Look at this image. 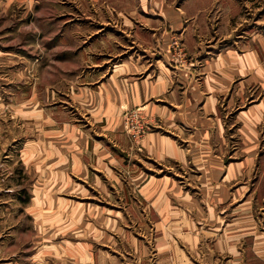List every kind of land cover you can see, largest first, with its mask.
<instances>
[{"label":"crops","instance_id":"1","mask_svg":"<svg viewBox=\"0 0 264 264\" xmlns=\"http://www.w3.org/2000/svg\"><path fill=\"white\" fill-rule=\"evenodd\" d=\"M104 1L108 6L88 10L82 23L114 37L126 34L125 42L105 34L86 46L90 61L95 52L116 58L96 63L109 66L88 73L73 90L75 115L84 112L93 127L83 131L70 123L79 120L52 108L42 121L49 129L46 150L43 144L34 157V170L49 175L52 184L58 176L66 191L103 193L106 202L96 204L85 194L77 214L82 233L89 217L87 234L98 247L93 253L83 245L87 258L81 264H264V171L255 186L248 183L264 101L236 118V152L229 150L221 103L236 80L242 93L251 83L264 88V54L248 49V42L239 51L236 43L221 46L231 32L213 31L216 0ZM174 38L189 63L172 55ZM123 43L126 51L106 54ZM228 103L230 110L232 96ZM137 108L155 123L140 150L122 126L124 111ZM58 122H66L61 136ZM149 162L163 174L152 172Z\"/></svg>","mask_w":264,"mask_h":264},{"label":"rangeland","instance_id":"2","mask_svg":"<svg viewBox=\"0 0 264 264\" xmlns=\"http://www.w3.org/2000/svg\"><path fill=\"white\" fill-rule=\"evenodd\" d=\"M106 2L0 0V264H81L82 259L87 258L83 245L94 250L93 253L98 250L97 240L89 238L93 226L88 223L89 217L84 218L85 233H82V223L77 214L81 215L82 206L87 200L85 194L89 193V198L96 204L106 202L100 198L103 193L95 190H89L88 193H77L74 189L66 191L63 182L59 186L61 177L58 176L52 184L49 175L39 174L38 169L34 170V157L42 152L44 138L47 139L45 132L49 129L43 125L46 122L42 121L51 110L55 112L52 108L58 106L57 110L63 115L66 112L79 120L80 122L70 123L80 126L83 131L93 127L84 112L75 115L79 110L76 112L71 107V98L73 90L88 80L85 77L88 73L95 76L93 71L104 70L109 66L105 64L95 67L96 63L112 59L95 52L92 55L93 61H90L86 46L105 34L125 42L124 32H121L120 38L114 37L110 31L101 29L99 32L82 23L83 19L89 17L86 15L88 10L108 6ZM179 4L178 1L177 6ZM212 6L215 8L211 14L214 18L212 24L215 26L213 31L223 29L226 34L231 32V37L221 46L236 43L234 46L239 51L245 49L243 45L248 42V49L256 50L260 56L264 54V0H216ZM71 11H74L73 15H67ZM115 24L108 27L114 30ZM122 45L124 47L109 50L106 54L116 55V51H126L128 44ZM171 48L172 55L183 56L180 58L185 63L191 61L177 38L173 39ZM115 60L116 58L112 59L109 64ZM199 67H202L200 63ZM240 82L241 80H236L232 93L230 90L227 98L221 102L228 146L233 152L240 148L237 135L240 123L236 122V118L264 101V88L255 83L242 88L244 99L241 100L240 95L243 93L238 86ZM231 96L234 107L229 110L228 99ZM139 110L142 112V109ZM38 111L43 117L34 116ZM126 111L131 110H125L124 113ZM124 113V132L140 150V142L146 134L154 131L155 123L145 119V126L149 129L141 141L137 142L123 120ZM63 123L66 122H58L59 136L65 133ZM258 146V158L248 180L252 186L263 178L264 118L259 125ZM46 147L44 144V151ZM42 158L39 157L40 166L43 165ZM152 165L149 162L146 166L158 175L163 174ZM39 178H43L44 185H38ZM38 198H41V202L36 201ZM111 198L114 200L112 195ZM74 214L76 215L73 216Z\"/></svg>","mask_w":264,"mask_h":264},{"label":"built area","instance_id":"3","mask_svg":"<svg viewBox=\"0 0 264 264\" xmlns=\"http://www.w3.org/2000/svg\"><path fill=\"white\" fill-rule=\"evenodd\" d=\"M123 120L135 141H141L149 129L145 126L147 124L145 123V118L142 112L139 109L126 111Z\"/></svg>","mask_w":264,"mask_h":264}]
</instances>
